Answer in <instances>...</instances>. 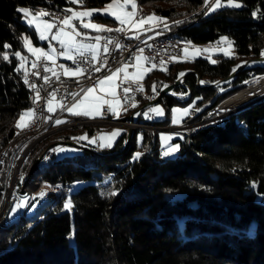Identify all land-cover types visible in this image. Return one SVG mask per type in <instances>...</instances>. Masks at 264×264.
<instances>
[{"label": "trees", "instance_id": "obj_1", "mask_svg": "<svg viewBox=\"0 0 264 264\" xmlns=\"http://www.w3.org/2000/svg\"><path fill=\"white\" fill-rule=\"evenodd\" d=\"M108 1L81 4L101 6ZM137 1L166 18L181 43L213 42L225 35L235 48L234 55L220 54L216 63L199 56L151 66L143 82L148 95L154 93V83L159 91L181 71L193 70L185 75L184 85L175 86L180 91L188 88V98L165 94L158 102L166 105L167 116L154 124L168 125L175 103L195 100L200 111L193 110L183 120L194 122L264 75V63L255 64L243 67L228 82L198 84V79L205 84L223 81L239 62L261 56L264 0H241L239 8L223 6L211 12L202 8L203 0ZM70 4L71 0H0V54L10 61L0 55V154L22 131L16 127L20 113L32 108L25 67L16 71L20 60L14 53L25 51L24 35L37 43L39 39L17 9L64 12ZM223 86L229 87L219 91ZM150 100L137 95L124 117L141 108L139 121L151 122L143 120L148 107L143 105ZM157 131L134 129L124 151L126 131L112 147L88 142L71 155L51 151L53 142L77 141L73 138L82 132L91 136L94 127L64 130L40 143L25 167L26 175L49 147L47 153L21 190L33 193L44 185L59 190L48 191L49 203L35 217L24 211L0 227V264H264V201L258 198L264 194V94L232 109L224 123L195 127L174 138L180 147L172 156L164 155ZM16 141L13 149L20 142ZM136 152L143 153L138 160L133 159ZM113 191L115 196L107 195ZM67 199L74 205L71 211L63 209ZM16 201L17 195L12 196L9 211Z\"/></svg>", "mask_w": 264, "mask_h": 264}, {"label": "built area", "instance_id": "obj_2", "mask_svg": "<svg viewBox=\"0 0 264 264\" xmlns=\"http://www.w3.org/2000/svg\"><path fill=\"white\" fill-rule=\"evenodd\" d=\"M214 3L215 0H209L208 5L206 6L204 0L202 8L208 9ZM46 10L50 14L49 16L55 18L56 28L64 26L62 21L65 13L63 11L54 10L49 7H47ZM145 11L144 6L137 1L136 18L142 17ZM165 23L167 24V28L165 27ZM157 25L156 29H158L159 34L152 33L150 30L138 31L129 27H122L124 30L120 32L101 31L100 42L102 47L101 52L96 59H93V53L88 51L76 54L74 60L57 59L55 60V63L41 57L39 60L36 59L34 61L37 64V67L33 68L32 64L25 69L29 81L28 86L33 94V100L36 97L37 90L40 92L41 99L37 103L32 102V109L35 110V115L30 121V125H32L31 135L25 140H20L17 148L13 149V147H11L5 155L0 158V183L3 177L5 179L3 188H1L0 185L1 194H9L10 197L11 194H14L12 193L13 182H20L21 185L22 181L16 179V171L19 169V164L24 159L25 153L29 147L47 130L64 131L67 129L94 127V133L92 136L95 138V145L98 146H100V136L104 134L105 127L121 126L127 130L128 124H130V118L139 116L137 113H140L141 108L132 111L128 117L120 116L119 118H115L114 124H106V117L111 115V112L107 111L109 107L108 104H103V114L99 117L66 116L65 109L79 97H73V95H71L72 93L81 94V89L95 86L96 81L100 77L110 72L109 69L112 71L117 67L127 65L128 70H133L136 58L139 56L148 57V63H160L161 66L165 62L173 61L174 54L182 53V44L175 35V30L169 28L168 22L161 21ZM105 45L108 49L107 52L104 50ZM55 46L59 48V43L55 42ZM140 49H143V52H141ZM104 61H107V65H104ZM77 64L80 65L81 69L86 70L77 76H66L62 73L58 74L52 71H44L45 67L53 70L61 69V65L76 67ZM96 67H100L101 71H94V68ZM187 71L188 69H186V72ZM34 73H39V76L34 75ZM57 75L59 76V79H57ZM45 76L49 77L47 82L43 79ZM184 78L180 80L179 85H184ZM231 79L232 78H229L218 82L219 84H222ZM212 83L218 85L216 82ZM33 84L36 85L35 89L31 87ZM198 84H202L199 79ZM139 86V83L130 80H122L120 82L117 96L122 100L125 107H127L128 102H133L137 95L143 94L146 96L144 88L143 91L136 90ZM124 87L132 89V91L127 93V99H125V93L123 91ZM169 93H175L173 95L177 96L189 95V89L186 88L185 91H180L173 88ZM157 94L158 91H155L154 98ZM51 97L59 100L60 105L62 104L64 107L61 108L59 105V107L49 115L47 111V101ZM226 99L228 98L221 100L194 122H182L179 125L169 124L163 126L151 125V122H149V126L151 130L167 129L172 130L173 132L184 133L195 127H203L208 124H220L226 111L230 107L223 104ZM221 109H225L226 111H220ZM35 117L44 118L42 129H35ZM61 118H63L61 121L64 122L57 124L56 121ZM76 143L81 147L88 146V143L85 141L77 140ZM47 150L48 148L46 149V153ZM48 154H52V152L48 151Z\"/></svg>", "mask_w": 264, "mask_h": 264}, {"label": "snow or ice", "instance_id": "obj_3", "mask_svg": "<svg viewBox=\"0 0 264 264\" xmlns=\"http://www.w3.org/2000/svg\"><path fill=\"white\" fill-rule=\"evenodd\" d=\"M72 3H80L82 2V0H71ZM209 3V0H205V5L207 6ZM131 5L132 8L135 10L137 5H136V0H111L110 3H108L106 5V8L104 10H99V11H105L108 14L112 15L113 17H115V19L121 24V25H131L132 27H142L145 23L151 22V21H165L166 18L164 17H159L156 16L155 13L147 16V17H142L139 21H135L134 17L136 15L135 11L129 12L126 10V6L127 5ZM225 6L224 4H222V0H215V3L208 8V11H214L216 8L219 7H223ZM227 6L229 7H236L239 8L242 5L238 2H236V0H227ZM18 12L22 13L25 15V17L28 16H32V19L29 20L28 22L31 24L33 23L37 17L39 16H45V15H50L49 13L45 12L43 9H41L39 12H37L35 14V16L32 15V11L28 8H18L17 9ZM94 11H98V10H87V11H83V12H76L73 11L72 9H65V12H71L72 15L71 16H67L62 23L66 26V27H71L73 29V31L76 33V35H81V33L79 32L78 28L76 25L72 24V21L74 19H80L81 20V27L83 28H91L94 29L96 31H123V28H116V29H111V28H105L104 26L98 25V24H94V23H83L82 22V18L84 17H88L91 19L93 12ZM207 14V13H206ZM253 16H256V13H253ZM43 23V30L40 29L39 25H37V31L40 34V39L45 40L47 39V36L45 35V32H50L54 27H56V25L54 23L48 22V21H42ZM176 23H179L178 21ZM158 26V25H156ZM165 27L167 28V24L165 23ZM159 34V33H158ZM138 38V37H137ZM24 43H25V47L28 48V51H30L33 55L37 56V60H39L41 57H44L45 59H49L52 60L53 63H55V58L54 56L50 55L49 52H46L44 49L41 48H35L31 45V42L28 40L27 37H24ZM53 40H59V42L61 43V45H65L67 44L69 47L71 46H76L77 50H79L80 47H85L82 44H77L75 37L68 32H65L63 29H60V31H58L55 35L52 36ZM95 39L97 41H99L101 39L100 36L95 37ZM221 41H228L227 37H221ZM221 41H217V43H220ZM111 42V41H109ZM190 43V42H189ZM229 46L231 47V41H228ZM120 46V45H117ZM5 48H9L10 45L5 44L4 45ZM91 47L93 49V51L96 50L95 45H91L88 46ZM104 50L107 52V46L105 45ZM52 52H54L55 50L52 49ZM141 52H143V49H140ZM184 51L187 53V49H184ZM205 51H208V49H205ZM200 50L196 49V54H199ZM224 54L227 56L229 55V52L227 50H224ZM3 56V59L5 61H9V57L7 54H0ZM60 55L65 56L67 59L70 60H74V57L70 54V52L66 51V52H61ZM14 56L17 57L20 61H21V65L19 67H17L16 71L19 72L21 71V68L23 67V62L26 61V57L22 56L21 52L17 51L14 53ZM261 56L264 57V51L261 52ZM93 59H96L95 55L93 56ZM138 61H147L148 57H143V56H139L136 58ZM173 59H175L173 57ZM10 62V61H9ZM75 62V61H74ZM212 63H216L215 60L211 61ZM104 65H107V61H104ZM33 68L37 67V64L34 62L33 63ZM60 67L64 68L63 65H61ZM153 67H155V65H153ZM240 67V65H237V68ZM127 65H124L123 68H117L114 72L111 71V69H109V71L111 72L110 75H105L102 78L98 79L96 81V84L94 87H88L87 89H81V91L84 93V96L79 99L76 100L70 107L67 108V111L69 113H71L72 115H85V116H95V115H101V105L103 104H108L109 107L107 109V111L112 112L114 114V116L116 118H119L120 113L117 111V106L119 105V100H116L115 102L112 101H106L103 99V97L101 96H97L95 95V91L96 88H99L101 92H107L109 94H111L113 97L116 96V92H115V88L117 85H115V79L117 77V74L120 73L121 71H126ZM165 70V69H162ZM44 71H52V69H49L47 67L44 68ZM86 70L81 69L80 65L77 64L76 69L72 70V69H68L65 68V74L66 75H76L78 73H82ZM94 71L96 72H100L101 68L100 67H96L94 68ZM150 71V70H149ZM236 71V68L233 69V72ZM34 75L39 76V73H34ZM55 75V73H54ZM185 75L184 73H180L179 76H183ZM43 79L47 82L49 80V77L45 76L43 77ZM57 79H59V76L57 75ZM24 82L25 84H28V77H27V72L25 71V75H24ZM201 83H205V81H201ZM217 84H219V82H216ZM247 83V82H246ZM105 85H108V87L106 88ZM31 87L33 89L36 88V85H31ZM164 87H167V85H164ZM137 91H143V85H140L137 89ZM154 92L156 91V85L155 83L153 84V89ZM223 90V89H221ZM124 93H125V99H127V93L132 91L131 88H124L123 89ZM175 94V93H173ZM51 95V94H50ZM71 95H73V97L79 96V93H72ZM154 97H149V99H153ZM41 99L40 97V92L39 90L36 91V97L33 100V103H37L39 100ZM54 99V97H53ZM135 106V104L133 105ZM61 108L64 107V105H60ZM47 111L49 112H53L55 111V108L52 106V101L49 100L47 103ZM149 112H153L155 113L157 116H162L164 114L163 109L159 108V107H155V108H150L148 110ZM173 113H176L178 111H181L180 109H173L172 110ZM196 111H200L199 108L196 109ZM220 111H226L225 109H221ZM183 112L185 114L188 113V109H184ZM140 113H137V115H139ZM35 115V110L34 109H28L25 112L20 113L19 116V120L16 123V127L17 128H26L30 126V121L31 119L34 117ZM145 116H147V113H144ZM26 117H28V120L26 121ZM64 121L61 120H57L56 123H63ZM178 121L174 118L173 119V123H177ZM121 129H114L113 132L110 134L111 139H109L108 143H101L100 147H112L113 145V141L115 139V137L119 136L121 133ZM73 139H77V140H88V136L85 134L81 137H74ZM101 139L103 140L104 137H101ZM142 139V137H141ZM95 138L92 140H89V143H95ZM179 145H174L169 147L168 151L164 153V155H169L173 152H176L179 150ZM66 149L64 148H59V149H51L52 152H63ZM69 150H73L75 151L76 149H69ZM143 155V153L137 152L133 159L134 160H138L141 156ZM45 159H47V157H45ZM23 180V177H21V181ZM58 187V186H57ZM253 187H255V185H253ZM47 193L44 190H41L37 195L40 198H43ZM117 194L116 191L110 192L107 195L110 196H115ZM32 200H35V197L31 198V200H29L28 197H21L19 198V202L11 209L12 213H16L18 210L26 208L29 206V204H31L32 207H35V204L32 203ZM74 205L71 201V199H67L64 204H63V209L67 210V211H71L73 209Z\"/></svg>", "mask_w": 264, "mask_h": 264}, {"label": "rangeland", "instance_id": "obj_4", "mask_svg": "<svg viewBox=\"0 0 264 264\" xmlns=\"http://www.w3.org/2000/svg\"><path fill=\"white\" fill-rule=\"evenodd\" d=\"M110 2H111V0L108 1L107 3L101 5V6H85V5H82L81 2L80 3H72V4H70L67 7V9H72L73 11H76V12H83V11H87V10H98V11H94L93 12V15H92L91 19L88 18V17L82 18V22L83 23H94V24H98V25L104 26L105 28H112V27H114V24L111 23L109 19H107V18L104 17V16H107V15H110V14H108L105 11H99V10H104L106 8V5L108 3H110ZM236 2L240 3L241 5H243V2L241 0H236ZM222 4H224L225 6H227V0H222ZM203 5H204V0H203ZM20 8H28V7L21 6ZM28 9H30V8H28ZM41 9H43L45 12L48 13V11L46 10L47 9L46 7H39L37 9H35V10H31V9L30 10L32 11V15L35 16V14L37 12H39ZM129 9H130V7H126V10L127 11H129ZM64 13L65 14H64L63 20L67 16H71L72 15L71 12H65L64 11ZM31 19H32V16L25 17V15L22 14V21L30 24L28 21L31 20ZM42 21H48V22H51V23L56 24L55 18H53V17H51L49 15H45V16H39V17H37V19L33 23H31L30 25H32L35 29H37V25H39L40 29L43 30V23H42ZM72 24L76 25L77 28H78V30H79V32L81 33V35H76V33H74L73 36L75 37V39H78V38H76L78 36H80V37H89V36H91V37L92 36L97 37L100 34V32H101V31H96V30L91 29V28H83V27H81L80 26L81 25V20L80 19H74L72 21ZM118 24L120 26H123L120 23H118ZM51 31L50 32H45V35L48 36V34L51 33ZM24 37H27L28 38V40L31 42V45L33 47H35V48L38 47L35 44L34 40L32 39V37L30 35L26 34V35H24ZM221 37H227V36L224 35V36H221ZM221 37H219L217 40H215L213 42H207V43H194V42L189 41V40H183V42L181 43L182 44V47H184V49H187L188 51H187V53L184 51V54L182 55V57H181L180 60H192L193 58H196V57H199V56H203V57L208 58L210 61H212V60H215L216 61L217 58L220 56V54L225 55L224 54V50H227L229 52V55H227V56L234 55L235 54V48H234V44H233L232 40L229 37H227L228 38V41H231V47H230L228 41H221ZM217 41H221V42L220 43H217ZM49 44L52 45L53 43L51 41H49ZM24 47H25V43H24ZM39 48L46 49V47H44V46H40ZM196 49H199L200 50L199 54H196ZM205 49H208V51H205ZM20 52H21L22 56H24V57L27 58L26 61L23 62V67H25V65L28 63L29 60H31L33 57L36 56V55H33L30 51H28V48L27 47H25V51L24 52H22V51H20ZM263 63H264V61L259 62L258 64H263ZM20 65H21V61H20ZM250 65H255V63L246 64V66H250ZM151 66L152 65H150L146 61H143V60L138 61V60H136V62L134 64L135 72L132 73V74H130L128 76L129 78H125L123 80H130V81H133L134 80L133 82L139 83V84L141 83L142 84L144 82V80H145V76L147 75V73L151 69ZM157 66H160V64L157 65ZM184 71L186 72V70H184ZM184 71H181V73L184 72ZM179 73H180V71L178 72V74ZM178 74H177V76H178ZM262 77L264 78V75L257 77L255 79V81H253L252 83H250L247 86V88L244 87L242 89L245 90V89H248L251 86H255V85L259 84L261 82V78ZM201 81H203V80H201ZM228 87L229 86L220 87L219 91H223V90L227 89ZM221 89H223V90H221ZM242 89H240V90L243 91ZM240 90H239V92H241ZM239 92L237 91V93H239ZM237 93H234V95L237 94ZM261 94H264V93H261ZM261 94H259V95H261ZM95 95L102 97V95H100V92L98 93L97 90L95 91ZM234 95L232 94V96H234ZM232 96L230 95V96H228L226 98L229 99ZM252 99H254V98H252ZM194 103H195V100L192 101V102H189V103H175L171 107V109H170L171 110V113H170V121L169 122H166V123H168V125L169 124L179 125L180 123H182L183 120H184V118L187 117L188 115L192 114L193 113V110L196 109V107L194 106ZM244 103H246V102H244ZM244 103H242V104H244ZM224 105H225V103H224ZM228 106H230V105H228ZM155 107H159V108L163 109L164 114L162 116H157L155 113L148 111L150 108H155ZM234 108H236V106L229 107L228 109L231 111ZM173 109H180L181 111H178L176 113H173V111H172ZM184 109H188V113L187 114H185L183 112ZM27 110L28 109L24 110V112L27 111ZM166 110H167V107L164 104V102H154V103H150L148 105V107L143 112V120H151V123H154L152 121L162 120V119H164L167 116ZM144 113H147V116H145ZM174 118L178 121L177 123H173V119ZM25 119L27 121L28 120V117H26ZM18 120H19V118H18ZM20 129L22 131H21V133H19L17 135V136H20V138L15 139L17 141L25 140L26 138H28V136H25V135L22 134V132H23V130L25 128L24 129L23 128H20ZM157 132H158V136H159V139H160V147H161L163 153L167 152L168 149H169V147L174 146V145H177V144L179 145L178 142H175L174 141V138L183 136V134H184L182 132H173L172 130H167V129L158 130ZM51 135H54V134H51ZM137 136H138V141L141 142L142 141V139H141L142 132H138V135ZM101 137H104V139L102 140ZM47 138H49V136ZM92 139L93 138H91V140ZM100 140L103 143L105 142V135L104 134H102L100 136ZM74 142H76V141H74ZM18 145H19V143L15 146V148H17ZM11 147H13V145H11ZM51 148L52 149H59V148L66 149L63 152H59V151L55 152V154L57 156L71 155V154H73L75 152H80L82 150V148L79 145L66 144V143H56ZM69 149H76V150L73 151V150H69ZM33 152H32V154H33ZM175 153L176 152H173V153L169 154L168 156H172ZM32 154L30 155V157L32 156ZM29 159L30 158H28V160L26 161V164L24 166V169H22L19 172V175L16 178L17 180H21V177H23V180L21 182V186H20V182H13V185H12V193H14V194H11L10 197H9V195H3V198L2 197L0 198V227L4 226V224L8 223L9 221H14V220L18 219L20 217V215L24 211H26V213L29 216L35 217L40 212V210L49 203V201H47V194L43 198H40L37 194L41 190H44L46 193H48L49 190H52V191L59 190V188L57 189L55 187H51V186H48V185H44L40 189H38L37 191H34L33 193L22 192V190H21L22 185H23V183L26 182V179H27V175L25 173V167L28 164ZM15 195H17V201H16L15 205L19 202V198H21V197H28L29 200H31V198L35 197V200H32V203L35 204V207H32L31 204H29L28 207L23 208V209H20L19 212L16 215H14V213H12L11 210L9 211L8 208H9V203H10L11 197L12 196H15ZM258 198L259 199H262L264 201V194L263 195H259Z\"/></svg>", "mask_w": 264, "mask_h": 264}, {"label": "crops", "instance_id": "obj_5", "mask_svg": "<svg viewBox=\"0 0 264 264\" xmlns=\"http://www.w3.org/2000/svg\"><path fill=\"white\" fill-rule=\"evenodd\" d=\"M136 5H137V0H136ZM126 7H130V9H129L130 12H132V11H135V12H136V9L134 10L130 4L127 5ZM144 8H145L146 11H145V13H144V15H143L142 17H147V16L153 14V13H152L148 8H146L145 6H144ZM107 16L113 18V20H110V22L114 24V27H112L111 29L122 28V27H129V28H131V29H135V30H138V31L150 30L152 33H158V29H156V25H157L158 23L161 22V21H155V20H154V21H151V22L145 23L142 27H132L131 25H123V26H120V25L118 24L119 22L115 19V17H113L112 15H107ZM156 16H157V15H156ZM142 17L136 18V16H135V17H134V20H135V21H139ZM60 29H63L65 32L71 33L72 35L75 33L71 27H66L65 25H64L63 27H60V28H56V27H54V29L51 31V33L48 34L47 39L42 40V39H40V34H39V32L37 31V29H36L37 34H38V39H39V42H38V43L35 42V44L38 46L37 48H39L40 46H44V47H46V49H44V50H45L46 52H49L50 55L54 56L55 60H57V59L67 60V58H66L65 56L60 55L61 52H66V51L70 52V54H71L73 57H74L76 54L81 53V52H85V51H88V52L93 53V55H95V57H97V56L100 54L102 45H101L100 40L97 41V40L95 39V36H92V37H91V36H89V37H80V36H78V37H76V38H78V39H75V40H76V43H77V44H82V45L85 46V47H80L79 50H77V47H76V46H71V47H69L67 44H65V45L62 46L61 43L59 42V40H53V39H52V36L55 35L58 31H60ZM98 36H100V34H99ZM49 41H51L53 44L50 45V44H49ZM55 42H58V43H59V48H57V47L55 46ZM91 45H95V48H96L95 51H93V49H92L91 47H88V46H91ZM52 49H54L55 51L52 52V51H51ZM183 54H184V47H182V55H183ZM182 55H181V57H182ZM143 57H144V56H143ZM181 57H180V59H181ZM36 59H37V56H35V57H33L31 60H29L28 63L25 65V69H26L27 67L31 66V65L34 63V61H35ZM48 60H49V59H48ZM136 60H137V59H136ZM51 61H52V60H51ZM146 62L148 63V60H147ZM164 66H165V63L161 65V67H164ZM123 67H124V66H120V67H117V68H123ZM65 68L72 69V70H75V69H76V67H67V66H64V68H61V69H53L52 72H56V73H58V74L62 73V74H64V75H66V74H65ZM117 68H116V69H117ZM116 69L112 70V72H114ZM134 72H135V68H134L133 70H128V69L126 68V71H121L120 73L117 74V77H116V79H115V85H117L116 88H115V92H116V96H115V97H113L111 94H109V93H107V92H101L99 88H96V90L98 91V93L100 92V95H102V97H103L104 100H106V101H112V102H115L116 100H119V105L117 106V111L120 113L119 117H120V116H124V115H123V112H124L125 110H127L130 106H132V104H133V102H132V104H131L130 106H127V107H125V106L123 105L122 100L117 96L118 89H119V84H120V82H121L123 79H125V78H129L128 76H129L130 74L134 73ZM79 74H81V73H78V74H76V75H66V76H77V75H79ZM110 74H111V72L107 73L106 75H110ZM104 76H105V75H104ZM102 77H103V76H102ZM102 77H100V78H102ZM100 78H99V79H100ZM130 79H131V78H130ZM133 81H134V80H133ZM140 85H143V88H144V83H142V84L140 83ZM90 87H94V86H90ZM105 87L107 88L108 85H105ZM124 88H128V87H124ZM86 89H87V88H86ZM83 96H84V93L82 92L76 100L81 99ZM49 100L52 101V106H53V107L55 108V110H56V109L59 107V105H60L59 100H57V99H55V98L53 99V97L49 98ZM49 100H48V101H49ZM76 100H74V101H73L68 107H70V106H71ZM48 101H47V103H48ZM68 107H67V108H68ZM67 108L65 109V115H66V116H85V115H72L71 113H69V112L67 111ZM28 109H32V108H28ZM100 111H101V113L103 114V105H101V109H100ZM23 112H24V111H23ZM53 112H54V111H53ZM53 112H49V111H48V114L51 115V113H53ZM102 114H101V115H102ZM101 115H95L94 117H99V116H101ZM110 116H112L113 119L116 118L112 112H111V115H110ZM87 117H93V116H87ZM60 120H63V118H61ZM26 128H27V127H26ZM26 128H25V129H26ZM25 129H24V130H25ZM114 129H121L122 131H121L120 135L122 134V132L126 131V128L121 127V126H110V127H105V133H104V135H105V142H104V143H105V144L108 143L109 139H111L110 134L113 132ZM83 135H85V132L80 133L78 137H81V136H83ZM120 135H119V136H120ZM119 136L115 137V139H114V141H113V144H114V142L116 141V139H117ZM91 138H93L92 135H91V136H88V140H81V141H85L86 143H88L89 140H91ZM93 139H94V138H93ZM78 141H79V140H78ZM101 143H103V142H101V140H100V144H101ZM94 144H95V143H94Z\"/></svg>", "mask_w": 264, "mask_h": 264}, {"label": "bare ground", "instance_id": "obj_6", "mask_svg": "<svg viewBox=\"0 0 264 264\" xmlns=\"http://www.w3.org/2000/svg\"><path fill=\"white\" fill-rule=\"evenodd\" d=\"M182 53H176L174 54V60H178L180 59ZM175 62V61H174ZM150 65H159L160 63H149ZM182 73H186L185 71L182 72ZM179 77V80H181L182 78L185 77V75L183 76H178ZM222 81V80H220ZM199 85H204V84H199ZM261 93H264V78L261 79V82L255 86H251L249 87L248 89H245L237 94H235L234 96H232L231 98L227 99L224 101L225 105L228 107V105H230V107H233V106H239L240 104L242 105V103L244 102H247L249 100H251L252 98H255L256 96H258L259 94ZM145 94L146 96L148 97H154V93H151L150 95H148L145 91ZM170 95L174 96L175 98H178V99H186L188 98L189 95H173L172 93H169ZM32 95V102H33V94L31 93ZM223 103V104H224ZM132 104V102H128L127 106H130ZM230 110L228 109L223 117V120L221 123H224L227 119V116L229 114ZM115 123V120H111L110 119V115H108L106 117V124H114ZM220 123V124H221ZM44 125V118L43 117H35V129H42V126ZM151 125H155V126H159V125H156L154 123H151ZM128 128H131L132 130H138V129H149L151 130L150 126H149V123H146V122H140L139 121V116H135V117H131L130 118V124H128ZM70 131V129H67V131ZM59 132H62V131H55V130H47L46 132H44L41 137L36 141L34 142L30 147L29 149L26 151L25 153V156H24V159L21 161V163L19 164V169L16 171V178L18 177L19 175V172L24 169V166L26 164V161L28 160V158H30V155L32 154V152L36 149V147L40 144V142L42 143L43 140H46L47 137L51 134H55V133H58ZM32 133V125H30L29 127H27L25 130H23L22 134L25 135V136H29L31 135ZM52 137V135H51ZM20 138V136H17L15 139H18ZM49 139V138H48ZM13 142H11L8 146H6L3 151L1 152L0 154V158L1 156H4L5 153L10 149L11 145H12ZM47 149V148H46ZM25 177V176H24ZM17 184V183H16ZM21 186V185H20ZM1 190V189H0ZM1 195H9V194H1ZM19 212V210L14 213V215H16L17 213Z\"/></svg>", "mask_w": 264, "mask_h": 264}, {"label": "water", "instance_id": "obj_7", "mask_svg": "<svg viewBox=\"0 0 264 264\" xmlns=\"http://www.w3.org/2000/svg\"><path fill=\"white\" fill-rule=\"evenodd\" d=\"M262 61H264V57H262V56H260L258 58H253V59H245V60H243V61H241V62H239L237 64V65H240V67L237 68V65H235L233 67V69L236 68V71L233 72V69H232L230 75L226 79L233 78L240 69H242L244 66H246V64H250V63L258 64L259 62H262ZM190 72H193V70H188L185 73V75L187 73H190ZM226 79H223V80H226ZM179 82H180L179 77H176L173 82H170V83L165 84V85H167V87L162 86L160 88V90L158 91L157 96L155 98L151 99L150 101H148L147 103H145L143 106L149 105L150 103H154V102L160 101V99L165 94L169 93L170 90H172L173 88H175V86L179 85ZM211 85H214V84L213 83H208V84H205L204 86H211ZM132 132H133V130L131 128H127V130H126L127 139H126L125 144L122 147L121 151H124L128 147L130 138L132 136ZM56 143H66V144L78 145V143L74 142L73 140H57V141L53 142L49 147H51L52 145H54ZM121 151H119V152H121ZM45 153H46V149H44L39 154V156L36 158L35 162L30 166L26 181H28L29 179H31L35 168L38 166V164L40 163V161L43 159Z\"/></svg>", "mask_w": 264, "mask_h": 264}]
</instances>
